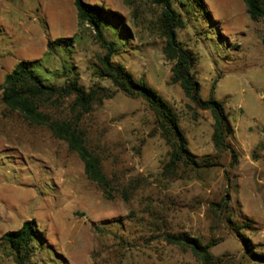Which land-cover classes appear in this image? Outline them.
I'll list each match as a JSON object with an SVG mask.
<instances>
[{
    "label": "rangeland",
    "instance_id": "obj_1",
    "mask_svg": "<svg viewBox=\"0 0 264 264\" xmlns=\"http://www.w3.org/2000/svg\"><path fill=\"white\" fill-rule=\"evenodd\" d=\"M85 1L122 14L124 19L104 26L119 47L113 62L144 77L173 105L198 158L219 155V162L166 175L171 148L154 132L150 106L118 90L80 123L111 180L107 193L89 179L83 159L66 140L8 109L0 90V264H17L1 236L28 219L39 229L31 264H203L190 248L165 240V233L180 232L204 244L213 241L216 264H264L245 252L232 224L250 223L240 231L264 253V21L250 18L244 0L175 4L186 20L179 38L199 57L201 96L223 100L230 114L235 129L230 141L239 152L231 166L230 153L217 154L214 147L211 111L196 109L171 81L160 7L152 0ZM25 12L31 16L29 30ZM74 35L73 47L46 51L48 38ZM7 51L11 58L3 56ZM104 52L94 30L79 26L74 0H0V86L15 62L26 59L49 83H65L74 74L65 77V69L75 68L86 88L100 84L113 90L112 81L95 71ZM71 100L62 109L68 112Z\"/></svg>",
    "mask_w": 264,
    "mask_h": 264
},
{
    "label": "trees",
    "instance_id": "obj_2",
    "mask_svg": "<svg viewBox=\"0 0 264 264\" xmlns=\"http://www.w3.org/2000/svg\"><path fill=\"white\" fill-rule=\"evenodd\" d=\"M127 5H133L134 0H124ZM203 7L205 0H196ZM250 18L256 22L264 21V0H244ZM160 7L161 13L158 26L161 36L164 37L163 52L172 62L173 83L179 84L188 99L196 109L210 110L214 118V131L212 140L217 154L230 153L231 166L239 160V152L230 138L235 129L226 110L225 102L217 99L213 94L208 98L201 96V82L195 71L199 61L198 55L180 40L178 30L186 26V20L176 8L175 4L184 5L182 0H152ZM77 9L79 26L89 25L94 30L95 39L101 44L105 52L98 55L99 64L96 65V74L101 78L112 81L115 89H108L100 84L86 88L79 81L75 68L65 69L63 84L49 83L33 69V62L20 60L12 72L8 73L5 82L0 86L2 90L1 101L5 106L21 113L32 124L46 126L59 139L66 140L69 147L79 153L85 163V172L89 179L99 184L105 192L111 180L103 170L102 160L87 144L86 131L81 127L83 117L93 110V107L111 98L119 90L132 98H143L150 106L155 117V130L159 132L171 148L170 157L164 171L166 175H173L182 167H191L195 170L207 168L219 162V155H204L198 158L189 148L188 138L180 125V118L173 107L149 82L144 78L137 79L124 65L113 62L119 47L109 40L104 33V26L110 20L123 18L121 13L99 4L85 0H74ZM209 13V12H208ZM137 11H134V17ZM126 25V24H125ZM127 27V26H126ZM76 36L58 37L49 41V50L55 47H73ZM69 111L62 109L67 100ZM264 133V128H263ZM212 203L215 206L225 203ZM230 218V222H231ZM233 230L239 236L245 252L253 260L264 262V253L255 251L251 239L241 233L240 229L251 227L239 225L232 220ZM39 235L35 219L25 220L17 230H10L1 236V243L7 247L17 264H31L30 260L35 250L34 241ZM165 240L169 243L183 245L190 248L203 264H216L215 257L210 248L213 241L204 244L199 238L188 233H165Z\"/></svg>",
    "mask_w": 264,
    "mask_h": 264
},
{
    "label": "crops",
    "instance_id": "obj_3",
    "mask_svg": "<svg viewBox=\"0 0 264 264\" xmlns=\"http://www.w3.org/2000/svg\"><path fill=\"white\" fill-rule=\"evenodd\" d=\"M75 4V3H74ZM28 17H29V20H28ZM30 15L28 14V12H25L24 13V20L26 21V23H27V30H29V25H28V23L29 22H31V19H30ZM9 36H12L13 38H15V36L12 34V32H10L9 33ZM75 36V35H74ZM58 38V37H57ZM56 38H54V39H50V38H48L47 39V43H46V51H49V48H48V43H49V41H53V40H55ZM8 54V51H7V53H4V55L3 56H7L8 58H11V56ZM2 56V57H3ZM20 60H18L17 62H15V66H16V64L19 62Z\"/></svg>",
    "mask_w": 264,
    "mask_h": 264
}]
</instances>
